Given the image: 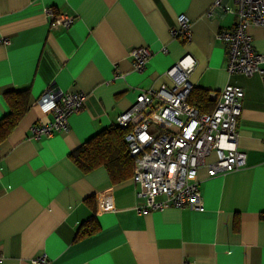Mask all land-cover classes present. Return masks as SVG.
Returning a JSON list of instances; mask_svg holds the SVG:
<instances>
[{
	"label": "crops",
	"instance_id": "0c3cea01",
	"mask_svg": "<svg viewBox=\"0 0 264 264\" xmlns=\"http://www.w3.org/2000/svg\"><path fill=\"white\" fill-rule=\"evenodd\" d=\"M213 2L0 0V119L8 92L26 91L28 102L0 140L1 264H33L42 253L53 264H264V64L262 74L228 73L215 33L236 15H208ZM47 8L74 19L52 27ZM181 13L191 21L188 41L169 33ZM247 32L264 53V25ZM138 46L152 50L140 72L129 54ZM186 53L196 61L190 81L214 103L225 84L243 88L238 146L246 163L210 177L198 170L201 210L139 213L145 199L132 175L116 183L104 166L83 172L69 154L115 124L142 89L170 83L163 72ZM49 87L83 91V107L65 129L36 139L31 126L52 118L35 103Z\"/></svg>",
	"mask_w": 264,
	"mask_h": 264
},
{
	"label": "built area",
	"instance_id": "2783aa9c",
	"mask_svg": "<svg viewBox=\"0 0 264 264\" xmlns=\"http://www.w3.org/2000/svg\"><path fill=\"white\" fill-rule=\"evenodd\" d=\"M232 3L214 0L207 12L211 15L212 9L220 8L236 15L231 26L219 28L215 33L225 48L227 71L229 74H262L264 53L253 47L247 27L264 25V0H232ZM46 11L52 27H67L74 19L72 15L55 14L51 8ZM169 33L173 38L190 40L191 21L184 13L178 14L177 26L170 28ZM129 54L133 68L140 72L152 50L138 46ZM195 63L192 55L184 54L163 72L170 83L142 89L130 107L116 118V124L126 129L124 141L133 158L132 180L139 186L136 194L145 199L137 207L139 213L169 206L201 210L198 170L205 168L206 176L210 177L237 170L246 163L245 153L238 146L243 88L225 84L212 110H200L188 101L194 88L189 76ZM84 97L81 90L63 92L54 87L46 88L35 103L43 114H52V118L31 126L33 138L65 129L68 116L82 109ZM153 117L159 119L156 131L150 130ZM2 259L0 253V264ZM31 261L53 264L44 253Z\"/></svg>",
	"mask_w": 264,
	"mask_h": 264
},
{
	"label": "trees",
	"instance_id": "16d2710c",
	"mask_svg": "<svg viewBox=\"0 0 264 264\" xmlns=\"http://www.w3.org/2000/svg\"><path fill=\"white\" fill-rule=\"evenodd\" d=\"M9 112L0 119V140L16 125L27 108V92L12 91L6 94ZM188 101L197 105L202 111H210L214 107L213 100L208 98L205 89L194 87ZM126 129L118 124L104 128L83 142L69 154V158L83 172H88L97 166H104L113 182H120L130 177L133 172V158L127 150L124 141ZM96 228L80 229L77 237L91 233Z\"/></svg>",
	"mask_w": 264,
	"mask_h": 264
}]
</instances>
